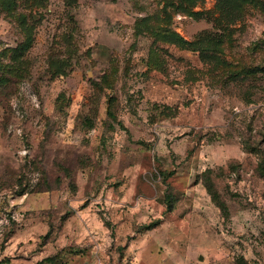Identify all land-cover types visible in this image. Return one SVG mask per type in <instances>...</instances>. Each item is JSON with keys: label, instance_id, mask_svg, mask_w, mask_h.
Masks as SVG:
<instances>
[{"label": "rangeland", "instance_id": "374dc122", "mask_svg": "<svg viewBox=\"0 0 264 264\" xmlns=\"http://www.w3.org/2000/svg\"><path fill=\"white\" fill-rule=\"evenodd\" d=\"M40 262L264 264V0H0V264Z\"/></svg>", "mask_w": 264, "mask_h": 264}, {"label": "trees", "instance_id": "16d2710c", "mask_svg": "<svg viewBox=\"0 0 264 264\" xmlns=\"http://www.w3.org/2000/svg\"><path fill=\"white\" fill-rule=\"evenodd\" d=\"M209 189H210V187H209ZM210 190H211V189H210ZM54 260H55L54 258H48V259L45 260V262H47V263H52ZM45 262H40V263H38V264H45Z\"/></svg>", "mask_w": 264, "mask_h": 264}]
</instances>
